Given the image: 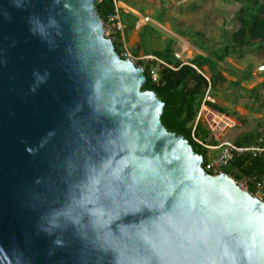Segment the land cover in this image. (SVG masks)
<instances>
[{"label":"water","instance_id":"1","mask_svg":"<svg viewBox=\"0 0 264 264\" xmlns=\"http://www.w3.org/2000/svg\"><path fill=\"white\" fill-rule=\"evenodd\" d=\"M145 82L95 0H0V264H264V200Z\"/></svg>","mask_w":264,"mask_h":264},{"label":"crops","instance_id":"2","mask_svg":"<svg viewBox=\"0 0 264 264\" xmlns=\"http://www.w3.org/2000/svg\"><path fill=\"white\" fill-rule=\"evenodd\" d=\"M119 10V16L122 23V34L125 37L127 48H138L142 44V32L152 28L149 17L155 16L154 9H163L162 0H116ZM170 7L166 11V19L163 25L168 31V37L174 41V48H178L183 41V48H187L186 57L181 55V64H190V62L198 56L199 49L207 58L217 64V70L223 78L219 79L215 85L217 94L213 98V103L218 106H233L239 113V116L233 114L232 119L236 125L230 129L224 138L231 140L238 132L250 130L257 131V138H254L256 144L259 140L264 139V52L260 48H252L243 52L230 51L224 59H220L218 55L224 52L226 42L230 40L231 33L235 31L239 25V10L247 0H168ZM232 2V3H231ZM218 10V16L213 13ZM213 12V13H212ZM124 13L131 14L135 17L134 26L130 27L123 16ZM148 18V19H147ZM188 26L192 29L190 35L175 33L174 30L182 26ZM219 26L220 32L216 30ZM120 33L121 37L122 35ZM148 35V33H146ZM205 35V38L215 37L208 49V40L204 39L202 43L195 41L196 35ZM166 35L162 39H166ZM217 48V51H214ZM207 49V50H206ZM130 50V49H129ZM174 53L180 54L178 51ZM261 54V55H260ZM139 58L155 59L151 54L136 56ZM172 66V64H170ZM202 74L206 79H210L212 72L205 62L202 63ZM231 85H236L238 90L236 99L229 101L222 97L224 93L232 95ZM250 85V86H249ZM263 89V90H262ZM212 91V90H211ZM230 117V116H229ZM239 120V121H236ZM235 131V132H234ZM261 133V134H260ZM216 141L212 138L211 143ZM256 142V143H255ZM210 143V142H208Z\"/></svg>","mask_w":264,"mask_h":264},{"label":"trees","instance_id":"3","mask_svg":"<svg viewBox=\"0 0 264 264\" xmlns=\"http://www.w3.org/2000/svg\"><path fill=\"white\" fill-rule=\"evenodd\" d=\"M114 8L113 0H103L101 3H97L98 14L103 21H106L108 16L114 13ZM238 19L240 25L231 33L230 40L224 46V52L218 55L220 59H224L231 50L243 52L250 48H260L264 52V0H247L239 10ZM118 36L119 34L116 35V37ZM113 44L116 52L120 55L123 50L121 44L115 40ZM153 56L161 60L159 55ZM196 59L200 60L201 58L197 57ZM202 62L209 64L212 72L209 80L201 73L202 69L200 66ZM201 63L200 61L196 63L193 59L190 64H172L173 68H171L155 59L144 58L138 60L136 65L143 67L146 76V82L141 89L154 91L165 104L161 115L163 125L168 131L182 134L193 147L194 151L202 155L204 160H206L207 149L194 140V137H196L205 142L196 135L199 122L194 130L193 122L208 86L212 90L217 81L223 77L217 70V64L213 61L202 58ZM155 70L159 75L157 81H153L152 79V71ZM209 104L214 109L224 112L215 103L209 102ZM250 141L249 145L256 140L251 139ZM229 172L236 177L259 176L263 174L264 154L259 156H252L249 153L243 154L235 159L229 168Z\"/></svg>","mask_w":264,"mask_h":264},{"label":"built area","instance_id":"4","mask_svg":"<svg viewBox=\"0 0 264 264\" xmlns=\"http://www.w3.org/2000/svg\"><path fill=\"white\" fill-rule=\"evenodd\" d=\"M102 1L103 0H95L96 5ZM113 2L115 7L114 13L109 15L106 21L102 20L104 36L111 39L112 42L114 40L119 42L123 48L120 56L122 58L130 59L136 64L138 60L144 58L136 57L132 54L129 48H127L125 37L122 34L123 27L119 16L117 1L113 0ZM120 33L122 34L121 37H116L117 34L120 36ZM174 58L181 60V55L174 53ZM157 61L165 66L173 68V66H170V64H167L162 60L157 59ZM192 66L196 68L194 65ZM199 72L201 71L199 70ZM158 78V72L156 70L152 71L153 81H157ZM209 102H213L210 86H208L206 89L202 104L198 110L193 126L194 130L197 123L203 121L208 130L211 132L212 138H214L216 141H213V143H205L193 136L194 140L207 150L219 151V153L211 160L206 159L203 161L202 166L205 172L213 176H217L219 174H228L241 189L249 192L251 195L257 197L260 200H264V173L259 176L251 175L245 177H236L234 174L229 172V168L235 159L242 156L243 154L249 153L252 156L264 154V139H261L256 144L251 145H238L228 139H225L224 135L230 129H232L236 123L227 114L220 112L210 106ZM252 188L255 190L252 191Z\"/></svg>","mask_w":264,"mask_h":264},{"label":"rangeland","instance_id":"5","mask_svg":"<svg viewBox=\"0 0 264 264\" xmlns=\"http://www.w3.org/2000/svg\"><path fill=\"white\" fill-rule=\"evenodd\" d=\"M170 2L168 0H162V6L163 9H154V17L151 16L149 17L148 21L150 20V22L152 23L151 26L152 28L147 29V32H142V36H143V40H142V44L139 45L138 48H129L130 51L132 52L133 55L135 56H140V54L148 55H159L161 57V60L167 63H171V64H177L180 63V61H178V59L174 58V51H178L180 53V55H182V57H186L187 55V48H183V43H185L184 41L182 43L179 44L178 48H174V41H172L167 35H168V31L166 30V28L163 25V21H160L157 19V17H159L161 20H165L166 19V9L170 7ZM232 3V2H231ZM219 11L216 10L213 15L218 16ZM123 16L125 17V20L127 21V24L132 27L134 26L135 23V17L132 16L131 14H127L124 13ZM220 27L217 25L216 26V30L218 32H220ZM175 33H183V34H188L190 35L192 32V29L189 28L188 26H182L181 28H177L176 30H174ZM148 33V35L146 34ZM182 34V35H183ZM167 36L166 39H162L163 36ZM204 39L208 40V45L206 46V48L210 49L211 45L214 46L212 44V42L214 41L215 44V37L211 36L210 38H205V35H196L194 40L198 41L199 43H202L204 41ZM200 51L198 53V56H196L194 58V61L196 63H198V61H200L202 58H204V52L202 50H204L205 48H198ZM252 49V48H250ZM207 50V49H206ZM249 50V49H247ZM214 51H219L217 50V48H214ZM261 55V54H260ZM200 57V60H197L196 58ZM193 61V60H192ZM203 63V62H202ZM202 63L201 66L202 67ZM206 63V62H205ZM208 64V63H206ZM209 65V64H208ZM199 71V70H198ZM250 86V85H249ZM231 89L232 91V95L230 94H226L224 93L222 95V97H225L228 101L230 99H236V94L238 92V90H240V87L238 89V87L235 85H231ZM263 90V89H262ZM217 94V89L214 87L212 88L211 91V96L212 95H216ZM262 96L264 97V91H262ZM220 109H222L228 116L232 117V115L236 113L237 116H239V113L237 112V110L235 109V107L233 106V110L230 106H218ZM233 118V117H232ZM235 119V118H233ZM196 120V119H195ZM195 120L193 123H195ZM239 121V120H236ZM235 132V131H234ZM261 134V133H260ZM196 135L204 140L205 142H210L212 140V134L211 132L208 130V128L206 127L205 123L203 121L199 122V127L196 130ZM257 131L256 130H250V131H245V132H238L236 134V136L231 139L230 141L234 142L235 144H240V145H249L251 143V139L253 140L254 138H257ZM219 153L218 150H207L205 158L207 160H211L212 158H214L217 154ZM255 190L254 188H252V191Z\"/></svg>","mask_w":264,"mask_h":264}]
</instances>
